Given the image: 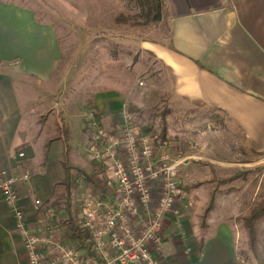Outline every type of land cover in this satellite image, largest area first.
I'll list each match as a JSON object with an SVG mask.
<instances>
[{
    "label": "rangeland",
    "instance_id": "rangeland-1",
    "mask_svg": "<svg viewBox=\"0 0 264 264\" xmlns=\"http://www.w3.org/2000/svg\"><path fill=\"white\" fill-rule=\"evenodd\" d=\"M4 1L26 7L37 22L52 26L56 33L60 56L48 78L21 71L18 59L0 60V73L10 77L24 101L21 105L28 107V121L41 124L38 131L24 130L33 134L36 147L42 141L46 146L55 136L50 130L59 118L64 128L65 123L72 128L80 123V133H73L80 140L74 157L80 169L72 172L67 196L70 223L78 224L75 214L86 191L104 202L103 213L112 206L111 168L114 160L127 159L116 140L131 130L151 138L156 169L162 164L174 166L178 193L162 223L172 224L185 242L192 238L201 242L212 225H226L235 241L238 264H264V212L253 214L264 199V150L250 145L240 129L216 110L170 112L166 103L157 101L152 46L169 41L166 12L162 10L158 20L145 16L139 0ZM110 90L119 93L121 103L106 124L100 122L94 100L108 97ZM99 129L106 131V138L97 140L94 134ZM93 146L104 154L100 160L93 158ZM26 173L29 176L27 168L21 176ZM48 213L35 219L46 221ZM35 229L45 236L39 225ZM164 229L162 225V239Z\"/></svg>",
    "mask_w": 264,
    "mask_h": 264
},
{
    "label": "crops",
    "instance_id": "crops-1",
    "mask_svg": "<svg viewBox=\"0 0 264 264\" xmlns=\"http://www.w3.org/2000/svg\"><path fill=\"white\" fill-rule=\"evenodd\" d=\"M163 10L170 37L167 43L152 46L157 61V101L166 103L170 112L216 110L240 129L250 145L264 150V0H163ZM59 56L52 26L37 22L21 4L0 0V60L18 59L21 71L46 79ZM117 93L110 90L108 97L95 98L100 122L110 123L121 103ZM23 102L10 77L0 73V167L17 177L29 170L28 178L17 180L14 189L31 225L35 221L45 233L42 250L46 261H56V242L74 247L61 145L52 137L46 146L42 141L36 147L33 134L28 136L24 130L36 127L38 131L41 124L36 119L28 121L30 111ZM170 112L168 116L174 117ZM64 126L69 134V164L76 166L71 183L72 172L80 169L74 158L80 140L73 138L74 132L80 133V123L74 128ZM50 132H56L55 125ZM158 190L156 182L153 197ZM35 200L40 201L38 206ZM48 210L53 211L49 221L35 219ZM48 225L55 227L50 233ZM163 227L166 237L154 254L161 264H238L235 241L226 225H212L201 242L180 240L172 224ZM0 264H28L14 215L1 195Z\"/></svg>",
    "mask_w": 264,
    "mask_h": 264
},
{
    "label": "built area",
    "instance_id": "built-area-1",
    "mask_svg": "<svg viewBox=\"0 0 264 264\" xmlns=\"http://www.w3.org/2000/svg\"><path fill=\"white\" fill-rule=\"evenodd\" d=\"M94 135L97 140L103 139L106 131L99 129ZM116 143L125 149L127 159L126 162L114 160L111 168L115 189L110 200L112 206L103 213L104 202L90 190L83 193L80 201L78 225L90 234L95 258H88L56 240L58 260L46 261L42 248L47 241L38 235L36 226H31L19 203L14 189L17 177L8 175L6 170L0 171V195L14 215L15 230L26 250L28 264H161L154 251L162 242L164 215L173 209L178 193L174 166L162 164L156 169L151 138L147 135L125 130ZM91 151L96 160L104 155L95 146ZM21 178H28V174ZM156 182L162 184L161 193L153 197L152 185ZM34 204L38 206L40 201L35 200ZM48 212L47 221L53 215L52 210ZM54 229L49 227L47 231Z\"/></svg>",
    "mask_w": 264,
    "mask_h": 264
},
{
    "label": "trees",
    "instance_id": "trees-1",
    "mask_svg": "<svg viewBox=\"0 0 264 264\" xmlns=\"http://www.w3.org/2000/svg\"><path fill=\"white\" fill-rule=\"evenodd\" d=\"M141 4V10L145 16H151L152 19L158 20L163 10V0H139ZM55 136L53 139L58 140L61 145V160L66 195H69L71 171L75 169L74 166L69 164V148H68V131L63 127L60 120H57L55 125ZM79 169V168H77ZM258 212H264V199L258 203L256 208L253 209V214ZM72 243L76 250H83L84 255L88 258H95L96 254L93 248V241L90 234L83 228H79L77 224H71Z\"/></svg>",
    "mask_w": 264,
    "mask_h": 264
}]
</instances>
